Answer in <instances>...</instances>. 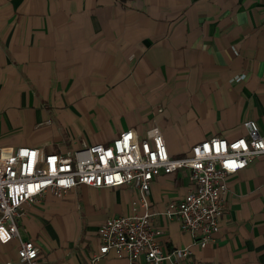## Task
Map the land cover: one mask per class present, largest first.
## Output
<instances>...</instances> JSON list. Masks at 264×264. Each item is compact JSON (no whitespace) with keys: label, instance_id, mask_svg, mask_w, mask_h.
<instances>
[{"label":"crops","instance_id":"crops-1","mask_svg":"<svg viewBox=\"0 0 264 264\" xmlns=\"http://www.w3.org/2000/svg\"><path fill=\"white\" fill-rule=\"evenodd\" d=\"M247 121L264 137V0H0V147L65 154L157 127L180 158L244 137ZM226 183L219 232L199 248L164 215L188 193L186 172L157 176L159 244L189 248L195 263L264 264V155ZM137 199L127 185L47 193L24 206L19 237L37 264H91L99 226ZM18 247L0 244V264H18ZM96 264L128 262L110 252Z\"/></svg>","mask_w":264,"mask_h":264},{"label":"built area","instance_id":"built-area-1","mask_svg":"<svg viewBox=\"0 0 264 264\" xmlns=\"http://www.w3.org/2000/svg\"><path fill=\"white\" fill-rule=\"evenodd\" d=\"M243 76L236 80H242ZM246 135L227 141L204 140L185 157L172 158L162 132L150 127L143 138L135 131L121 133L108 145L85 146L65 154L45 153L31 147H0V244L18 239V264H37L38 248L19 237L17 222L23 208L50 193L63 198L77 185L92 188L131 186L138 191L128 216L110 217L98 228V252L90 258L96 264L112 252L128 264H215L192 262L189 248L164 249L158 242L161 231L153 226L148 194L153 180L163 174L184 171L188 193L169 203L164 215L180 223L183 232L205 248L214 242L225 214L227 178L245 169L255 157L264 155V137L256 123H244Z\"/></svg>","mask_w":264,"mask_h":264}]
</instances>
